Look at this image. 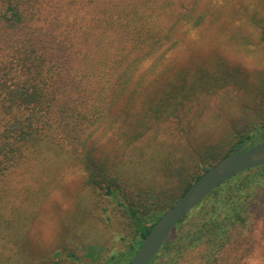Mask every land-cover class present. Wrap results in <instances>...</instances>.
<instances>
[{
    "label": "trees",
    "instance_id": "trees-1",
    "mask_svg": "<svg viewBox=\"0 0 264 264\" xmlns=\"http://www.w3.org/2000/svg\"><path fill=\"white\" fill-rule=\"evenodd\" d=\"M232 1L0 0V264H32L24 255L12 259L6 254L17 255L18 246L17 241L12 245L7 241L10 247L6 246L3 236L14 234V219L9 212L3 223L2 207L14 182L31 170L45 149L69 146L83 154L84 186L112 198L125 211L124 229L131 236H121L126 249L101 257L98 248L88 245L85 253L98 258L97 264H125L155 220L208 167L238 147L264 140V114L247 124L232 125L225 150L212 159L206 151H196L185 167V178L173 192H162L157 199L137 197L131 178L92 152L93 136L109 129L122 139L117 149H132L139 162L137 156L144 157L156 144L170 140L172 123L178 125L177 135L189 133L181 124L184 110L197 105L201 116L205 107L199 103L205 104L203 95L214 93L209 88L218 81L224 86L232 79L245 83L238 78L240 66L221 61L196 64L193 71L170 64L156 72L163 54L173 50L189 29H196L200 37L211 29L209 39L228 41L238 50L247 44L241 30L227 28L234 19L228 9ZM245 9L242 13L248 21L240 22L260 26L258 48L264 45V26L256 8ZM149 59L153 61L148 70L133 82V72ZM148 71L153 75L146 82ZM168 74H173L171 80L163 81ZM133 85L139 88L131 89ZM260 189H264V165L220 184L202 200L209 205L200 206L199 224L193 222L186 236L172 238L194 207L165 240L160 248H166L165 264L179 263L176 258L194 247H198L196 257L182 264H228L233 243L254 241L245 231L253 230L247 222ZM54 256L58 257L54 264L60 260L83 264L82 255L65 244Z\"/></svg>",
    "mask_w": 264,
    "mask_h": 264
},
{
    "label": "rangeland",
    "instance_id": "rangeland-1",
    "mask_svg": "<svg viewBox=\"0 0 264 264\" xmlns=\"http://www.w3.org/2000/svg\"><path fill=\"white\" fill-rule=\"evenodd\" d=\"M244 6L246 11L251 10V7L256 8L264 26V0H233L228 9H232L230 15L234 19L227 28L229 31L241 30V35L248 42L240 46L239 50L228 41L217 43L216 38L209 39L211 29H207L202 37L196 29H189L185 38L180 39L175 48L164 53L158 61L159 68L156 72L170 64L175 68L187 67L189 71H193L196 64L204 66L212 62L215 65V61L242 68L238 78H243L244 84L239 81L235 83L231 78L224 86L220 80L215 87L209 88L214 93L203 95L206 102L199 103L205 107L201 116L196 113L197 105L184 110L181 124L189 129V133L182 135L183 132H180L177 135L179 132L175 127L178 125L172 123L169 126L173 133L168 136L170 140L162 145L156 144L155 150L149 151L144 157L137 156L139 162H135L132 149H117L116 144L122 142V139L112 134L111 130L101 129L93 136L91 141L94 156L106 159L122 175L130 177L137 197L157 199L162 192L170 194L177 187L180 178H185V167L196 151H206L212 159V156L226 149L232 125L247 124L264 114V45L256 48L260 26L249 22L242 25L243 22H240L243 19L248 21V17L245 18L246 15L243 16L242 13ZM221 40L223 39L219 41ZM213 50V54L209 55ZM152 61L153 59L145 61L133 72V82L144 75ZM255 71L260 76L254 75ZM152 75V72L146 74L145 81L151 79ZM172 76L173 74H168L162 79L169 81ZM132 88L139 87L133 85ZM82 155L76 154L69 146L45 149L35 160L31 170L24 173L25 176L17 183L14 182L15 187L2 207L3 223L9 212H13L14 234L7 236V233H2L5 242L12 245V242L17 241V255H13V251H5L12 259L24 255L32 264H54L52 261L58 259L54 252L59 249L60 244H65L82 255L83 264H97L98 258L85 255L88 245L98 248L100 252L97 256L101 257L126 249L127 242L121 239L122 235L126 236L125 211L112 198L84 186ZM259 191L256 203L250 206L251 215L247 222L253 230L245 231L246 235L254 237V241L250 243L246 240L239 245L233 243L229 247L228 264H264V189ZM198 205L183 219L179 228L174 230L172 238L186 236L193 230V222L199 224V208L209 205V201L206 199ZM197 233L195 234L198 235ZM126 237L131 236L128 234ZM8 242L6 246L10 247ZM197 248L187 249L176 258L175 261H180L177 264L187 263L188 259L195 258ZM166 259V248H162L152 264H165ZM60 261L59 264H67Z\"/></svg>",
    "mask_w": 264,
    "mask_h": 264
},
{
    "label": "water",
    "instance_id": "water-1",
    "mask_svg": "<svg viewBox=\"0 0 264 264\" xmlns=\"http://www.w3.org/2000/svg\"><path fill=\"white\" fill-rule=\"evenodd\" d=\"M262 165H264V140L245 149L238 147L219 158L155 220L125 264H149L177 223L215 188L237 174Z\"/></svg>",
    "mask_w": 264,
    "mask_h": 264
}]
</instances>
